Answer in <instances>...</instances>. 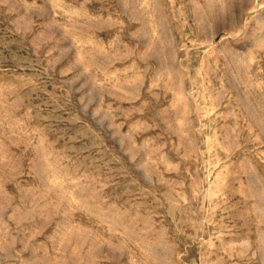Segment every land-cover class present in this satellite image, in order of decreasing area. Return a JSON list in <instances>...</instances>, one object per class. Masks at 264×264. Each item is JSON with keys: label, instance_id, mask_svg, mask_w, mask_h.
I'll use <instances>...</instances> for the list:
<instances>
[{"label": "rangeland", "instance_id": "obj_1", "mask_svg": "<svg viewBox=\"0 0 264 264\" xmlns=\"http://www.w3.org/2000/svg\"><path fill=\"white\" fill-rule=\"evenodd\" d=\"M0 264H264V0H0Z\"/></svg>", "mask_w": 264, "mask_h": 264}]
</instances>
